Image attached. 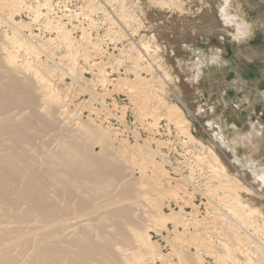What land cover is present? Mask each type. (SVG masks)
<instances>
[{
	"label": "rangeland",
	"instance_id": "1",
	"mask_svg": "<svg viewBox=\"0 0 264 264\" xmlns=\"http://www.w3.org/2000/svg\"><path fill=\"white\" fill-rule=\"evenodd\" d=\"M221 1L0 0V11L6 15L4 16L1 12L5 18H12L11 20L17 22L26 35L31 33L36 36L34 42L43 47L50 55L52 54L56 62L62 64L63 66H61L73 75L72 79L62 76L59 71L54 73L50 67L51 63L45 58L39 59L42 60L41 63L46 68V77L50 76L55 87L58 89L60 87L59 91L63 98L67 96L70 99L69 102H84V104L89 103L88 105H90L92 104L90 94H93L110 110H113L114 114L125 118L128 129L115 119L107 120L103 112L89 110L90 107L88 109L86 105L79 104L80 107L78 106L79 108L77 107L75 111L81 115L77 113L72 123L91 120L93 125L101 130L108 133L112 131L111 135L117 138L114 141V146L117 148L114 151L117 156H121V151L129 149L125 159L129 168L133 165L129 169L133 170V174L130 172L131 177H142L143 180L145 179L143 183H147V180L155 175L147 161V149L140 148L141 151H139V145L134 143L133 131H139L142 137L150 142L153 148L160 150L162 157L171 163V165L168 164L169 166L165 165V171L170 177H178L174 175L176 168L183 176L194 182L197 181L198 184H205L203 185L204 191L211 190L206 193H209L214 201L222 199L216 203L219 202L218 204L224 208L225 204L226 208L231 207V202L235 201L234 198L240 201L243 199L241 202L239 200L237 202L243 203L245 207L241 204V208L236 209L238 213H233L236 215L234 218L238 222L241 220L240 223L245 224L244 227L247 228V231L250 234L253 233L255 241H257L255 244L261 249L264 246V197L255 191L254 186H259L256 184L255 177L236 162L233 149L223 144L217 137L219 129L216 122H219V119L229 122L230 127L226 138L230 136V141H235V139L248 136L251 133H255L256 137L264 136L262 135L264 134V100L259 98L264 93V0H240L246 8L245 13L249 14V21L255 24V27L261 25L256 27V35L246 47L249 50L253 49L256 53L252 55L251 60L245 59L241 63L235 61L236 57L232 58L234 53L230 48L231 45L239 46L240 44L233 38L234 26L226 25L222 19L219 12ZM8 5L12 6V9ZM17 7L20 11L17 10ZM261 17L262 20H260ZM1 20L0 58L8 63L9 54L15 56L17 69L25 75L28 71L29 74L27 73L26 76H32L30 78L38 85L39 79L36 78L34 71L24 67L29 63H35L34 65L38 66L37 58L24 50L17 51L8 45L2 46L3 41L12 36L13 31L8 24L5 25V21L1 22ZM2 23L4 24L2 25ZM55 26L61 32H68L71 38L76 39V41L74 40L76 49L74 48L72 53L69 51L68 45L67 47L58 40L57 30L52 29ZM199 46H201L200 49H198ZM203 50L207 52V60L202 59L203 63L207 61L203 67L205 73L200 79H197L199 70L196 67L200 65V52ZM221 52L224 57L228 56V63L223 62L221 63L222 68H216L215 64H211L210 56ZM88 53L93 54L91 56ZM89 55L93 58H90ZM71 56L75 60L73 64L69 60ZM99 60L103 62L108 74L105 78L99 68L92 66L95 62L99 63ZM212 68L214 69L213 74H208L209 69ZM215 69L219 70L215 71ZM51 70V73L48 72ZM116 79L119 81H112ZM103 81L112 83L104 86ZM86 89L89 92H85ZM97 109H101L99 103ZM170 112L178 113V116L182 115L186 121V129L193 139L183 133L175 122L167 120ZM154 118L159 119V124L156 122L157 126L153 127L152 125L149 128L148 124L152 123ZM163 119L165 121L160 124ZM232 126H237V130L231 128ZM117 128H120L123 133H116ZM119 141L126 142L127 146H121ZM100 145L97 143L95 148ZM259 148L260 150L255 155L256 161L264 168V139L261 140ZM240 150L243 153L239 157L242 158L239 162L244 160V152L249 153L250 148L242 146ZM137 151L140 153L139 155ZM218 159L227 171L226 177H218L216 171H220L221 166ZM209 178L213 181L211 182L210 179L208 182ZM219 182H228L233 186L234 191L229 192L231 194L226 193L223 189L221 190ZM206 187L209 189L206 190ZM222 193H224L223 196ZM234 193L236 197L233 196ZM232 196L234 198L231 201ZM165 199V213L171 214L173 213L171 210H173L175 214H178L175 219L177 227L174 228L172 224L167 225V229L162 232V235L150 232L152 241L159 244L160 250L164 254L171 255L173 252L164 238L169 234L172 238L176 229L183 234L181 235L182 239L179 238L180 241L192 239L190 237H193L194 234L203 239L206 236L205 233H208V240L211 241L214 255L212 257L206 252H202L201 258L204 264H264V262L248 261L245 253H241L243 247L245 251H251L249 247L253 243L250 244L245 235L240 236L242 235L241 230L236 229L235 225L225 220L226 217L223 219L221 213L220 217L215 207H210L208 199H203L200 196H195L192 202L189 200L184 202L178 197L171 198V196L165 197ZM245 203H248L247 206ZM245 208L246 210H244ZM214 209L217 212H213ZM242 209L245 211L244 213ZM229 213L233 215L232 212ZM240 216L244 217H241L244 221ZM220 221H226L222 223L227 225H223ZM202 222H210L212 226ZM214 226L217 227V230ZM227 226L228 228H226ZM215 230L216 232H214ZM239 246L241 249L237 250L240 248ZM246 246L248 248L245 249ZM192 251L194 252V249ZM171 259L174 264H178V258L171 256ZM156 263L161 264L158 261Z\"/></svg>",
	"mask_w": 264,
	"mask_h": 264
},
{
	"label": "bare ground",
	"instance_id": "2",
	"mask_svg": "<svg viewBox=\"0 0 264 264\" xmlns=\"http://www.w3.org/2000/svg\"><path fill=\"white\" fill-rule=\"evenodd\" d=\"M13 7L16 6L13 5ZM9 8L12 9V6ZM21 8H23L22 5ZM245 9L240 0H222L219 9L226 25L234 26L233 38L240 45L232 44L230 48L234 53L232 58L236 57L237 60L235 61L239 63L245 59L251 60L252 55L256 53L253 49L249 50L246 47L256 35V27L261 26L255 27V24L249 21V14L245 13ZM260 9L262 10V8ZM17 10H19L18 7ZM1 12V22L5 21V25L8 24L13 31L12 36L3 41L2 46L8 45L14 50H24L34 55L37 58L38 66L34 65L35 63H29L25 64L24 67L31 68L39 80L37 85L30 78L32 76H26L27 73L29 74L28 71L25 75L17 69L15 56L9 54L8 63L0 58V264H155L156 261L161 264H174L171 256L179 259L178 264H204L201 258L202 252H206L212 257L214 255L212 253L213 246L208 240V233H205L206 236L203 239L194 234L193 237H190L192 239L180 241L183 234L175 229L172 238H170L171 234L166 238L163 237L173 249L171 255L164 254L160 250L159 244L152 241L150 232L162 235V232L167 229V225L172 224L174 228L177 227L175 219L178 214H175L173 210H171L173 212L171 214L165 213L164 200L168 196L171 198L178 197L184 202H188V200L192 202L195 196L208 199L210 207H215L219 212L218 215L221 213L223 219L226 217L225 220L230 221V224L235 225L236 229L241 230L242 235L240 236L245 235L248 242L253 243L252 246L254 247H249L251 251H245L244 247L241 251L242 254L245 253L248 261H253V263L264 262L262 261L264 260V249H262L264 246L259 249L255 244L257 241H255L253 233L250 234L247 231V228L244 227L245 224L240 223L241 220L238 222L234 218L236 209H240L241 204L243 205L240 203L243 199L241 201L238 199L240 202H237V198L233 197H236L235 193L231 197V201L233 198L235 201L231 202L232 206L228 209L226 204L224 208L218 204L219 202L216 203L222 199L215 198L216 201H214V198L212 199L211 195L206 193L207 191L211 192V190H207L209 187H206L207 191L205 192V188L203 189L205 184H198L197 181L194 182L183 176L178 169H174V175L178 177H170L165 171V165L169 166L171 163L162 157L160 150L153 148L139 131H133L134 143L139 145L138 149H147V161L155 173L154 177L147 180V183H143L145 179L143 180L142 177H131L133 170L130 171L129 169L133 165L129 168L125 159L129 149L120 150L121 156H117L114 151L117 150L114 146V141L117 138L111 135L112 131L109 134L105 130H101L94 126L91 120L72 123L78 113L75 110L79 104H83L88 109L90 107L89 110L103 112L107 120L115 119L128 129L125 118L118 117L112 112L113 110H110L104 102L99 101L98 97L96 98L93 94L89 93L92 100L90 105H88L89 103L84 104V102H69L70 99L67 96L63 98L59 91L60 87L59 89L56 88L50 76L46 77V68L42 65V60L39 59L45 58L51 63L50 67L54 73L59 71L62 76L72 79L74 78L73 75L67 72L62 64L61 66L56 62L52 54L50 55L43 47L34 42L36 36L31 33L26 35L20 29L19 24L11 20V16L7 15L11 19L5 18L6 15L2 12L3 16ZM52 29L57 30L58 40L62 44L68 45L69 51L72 53L76 46L74 44L76 39L71 38L68 32H61L57 26L52 27ZM200 48L201 46L198 47V49ZM91 56L90 58H93ZM72 57L69 59L71 64L75 63ZM86 58H89L88 55ZM206 58L207 52L201 51L200 65L196 67L199 70L197 79H200L205 73L203 67L207 61L203 63L202 59ZM227 58L221 52L210 56V62L215 64L216 68H222L221 63H228ZM102 63V61L95 62L92 66L99 68L105 78L108 74ZM52 70L48 72L51 73ZM213 70V68L209 69L208 74L212 75ZM217 70L219 69H215V71ZM112 81L118 82L119 80ZM106 82H102L104 86L112 83L111 81ZM85 92L89 91L86 89ZM261 95L259 98L264 100V93ZM98 103L101 106L99 110L97 109ZM155 118L154 123L148 124L149 128L152 125L153 127L157 126L156 122L158 123L159 119ZM167 120L175 122L183 133L193 139V136L189 135L186 129V121L181 114L178 116V113L170 112ZM163 121L165 120L160 121V124ZM216 126L219 129L217 137L223 144L233 149L236 162L255 177L256 184L259 185L258 187L254 186L255 191L264 197V168L256 161L255 156L260 150L259 147L264 136L256 137L255 133H251L248 136L237 138L235 141H230V136L226 138L230 127L229 122L219 119ZM231 128L237 130V126ZM119 132L123 133L120 128H117L116 133ZM125 141L128 142L126 139ZM119 142L121 146H127L126 142ZM97 143L101 145L95 148ZM238 146L250 148L249 153L244 152L245 158L241 162L239 161L242 158L239 157L243 152ZM158 159L160 161H157ZM216 172L218 177L227 176V171L222 164L220 171ZM210 179L208 182L213 181ZM215 180L217 179L215 178ZM220 187L226 193L234 191L233 186L229 185L228 182L221 183ZM223 202L220 203L223 204ZM229 203H227L228 206ZM215 209L213 212H217ZM229 212L234 214L231 215ZM239 214L241 213L239 212ZM205 223L212 226L210 222ZM209 228L211 229V227ZM204 229L206 228L204 227Z\"/></svg>",
	"mask_w": 264,
	"mask_h": 264
}]
</instances>
